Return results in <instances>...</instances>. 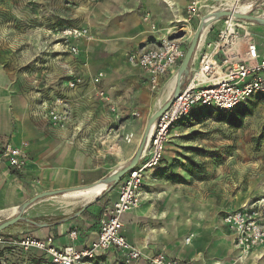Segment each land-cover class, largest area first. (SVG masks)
I'll use <instances>...</instances> for the list:
<instances>
[{"label":"rangeland","instance_id":"1","mask_svg":"<svg viewBox=\"0 0 264 264\" xmlns=\"http://www.w3.org/2000/svg\"><path fill=\"white\" fill-rule=\"evenodd\" d=\"M256 6L249 16L262 18L264 0L258 1ZM123 13L122 8L107 0H0V63L8 59L6 63L10 62V65L16 61L23 65L14 73L20 85L22 81L26 83V89L19 91H33L30 82L36 73L34 65L39 64L38 58H34L35 50L46 31L71 27L87 30L89 37L83 42L82 49L89 53L92 70L99 71L96 76L101 74V79H107L103 89L108 94L104 93L108 98L104 103L109 107L104 104L102 107L98 98L93 102L94 106L88 107L96 110L99 119L96 117L94 123L100 124V129L89 138L90 145L82 154L104 170V178L117 166L131 161L150 117L161 108L157 103L168 82L158 92H151L142 79L117 72V65H125L124 57L116 64L110 63L111 58L102 44L98 48L94 44L107 36L109 30L113 32L116 28V34L119 33L121 19L117 17ZM106 15L112 17L108 23L104 20ZM115 16L119 23L111 22ZM251 24L261 26L256 22ZM180 27L173 24L170 28L182 31ZM192 36L186 38V48ZM6 52L9 56L3 58ZM177 130L179 135L166 146L162 163L148 174L145 202L151 206V214L150 220L141 224L142 230L154 236V222L163 229L167 226L169 232L164 230L163 233L173 237L176 230L182 228L180 222L186 218L191 225H197L199 239L194 250L184 257L195 255L205 264H264V258L252 262L247 260L249 257L239 258L237 251L232 257L216 250V242L221 238L217 231L223 229L224 214L236 212L243 205L259 207L264 201V97L250 99L230 112L198 111ZM117 187L118 184L108 185L98 199L108 204ZM63 196L43 198L26 211H20L23 220L12 227L22 229V234H5L12 229L10 227L0 235L18 240L28 231L44 228L40 225L78 219L86 210L80 216L76 213L82 206L64 211L60 202ZM16 212L2 211L0 224ZM8 249L20 250L17 247L0 250V264H22ZM23 252L26 253V264H46L42 252Z\"/></svg>","mask_w":264,"mask_h":264},{"label":"crops","instance_id":"2","mask_svg":"<svg viewBox=\"0 0 264 264\" xmlns=\"http://www.w3.org/2000/svg\"><path fill=\"white\" fill-rule=\"evenodd\" d=\"M107 1L113 2L124 12L117 17L121 19L119 33L116 34V28L113 32L109 30L107 36L94 44L97 48L102 44L108 57L111 58L110 63L116 64L121 57H124L125 65H117V72L140 78L147 86L145 76L138 68L129 65L127 57L130 53L146 48L165 37L170 27L177 23L176 20L185 17L187 0ZM111 18L108 15L104 16L106 23L110 22ZM111 22L119 23V20H116L115 16ZM151 25L155 27V31L151 30ZM251 32L259 52L264 56V25L251 26ZM212 37L211 34L209 38ZM77 47L79 55L74 58L56 43L55 37L49 31H46L35 50L34 58H38L39 64L34 65L36 73L30 82L33 91L29 92L19 91L20 88L26 89V83L22 81L23 84L20 85V81L14 76L16 69L23 65L17 61L10 65V62L6 63L8 59L5 63H0V148L8 143L12 146L26 143L30 160L27 169L19 175H14L5 168L0 169V214L2 211H15L17 207L43 191L79 189L98 183L104 178V170L82 154V151L87 150L85 147L90 145L89 138L100 129V124L94 123L97 117L96 110L88 107L96 101V98L100 100L102 107L103 104L109 107L99 97L101 91L108 95L103 89L107 79L104 77L99 84H93L92 80L99 71L92 70L88 60L89 53L82 49L83 42L78 43ZM2 56L8 58L9 53L6 52ZM74 77H80L82 84L70 89L67 83ZM57 97L65 98L73 110L72 121L64 128L51 126L46 116L48 103ZM97 118L99 119V116ZM153 170L147 171L144 178L143 200L141 199L140 203L143 212L134 215L133 211H130L122 218L124 237L141 253V258L135 264H146L147 258L159 252L178 259L182 264H205L204 260L197 259L195 255L184 257L188 251L194 250L199 239L197 225H191L186 218L180 222L182 228H178L173 237L169 233H163L164 230L169 232L167 226L163 229L154 222L156 227L155 232L152 230L154 236L142 230L141 224L150 220L151 206L145 202L146 180ZM114 198L108 204L103 199L97 198L78 219L65 223L54 222L40 230L28 231V234H23L21 237L31 236L43 241L50 240V244L57 248L72 245L77 250L84 249L96 239L102 209L110 205ZM73 230L78 234L75 241H71L68 236ZM22 232H24L22 229L12 227L5 234L12 236ZM159 233L169 239L160 241L157 239ZM217 234L221 238L216 242V250L233 257L236 250L232 245V236L224 226L222 231H217ZM185 238H189L190 241L182 245L181 241ZM8 250L14 252L13 257L17 262L27 263L24 258L25 252ZM263 258L264 252L256 251L247 260L259 262ZM43 260L46 261L45 258ZM98 261L102 264L120 262L114 251L103 254Z\"/></svg>","mask_w":264,"mask_h":264},{"label":"built area","instance_id":"3","mask_svg":"<svg viewBox=\"0 0 264 264\" xmlns=\"http://www.w3.org/2000/svg\"><path fill=\"white\" fill-rule=\"evenodd\" d=\"M258 1L260 0H187L185 17L175 23L176 27L181 25L182 31L169 29L165 37L130 53L127 61L142 72L148 89L156 93L173 74H177L186 51V38L192 36L208 13L214 10V14L231 11L228 2H250L256 5ZM251 23L234 17L214 19L201 43L200 36L188 73L180 81L177 96L172 93L166 100L165 104L171 101L170 106L154 121L138 164L118 183L112 203L103 207L96 239L88 247L81 250L72 245L57 248L50 244V240L43 241L31 236L14 240L0 235V250L17 247L21 251H40L46 264H102L98 258L109 251H114L122 264H135L139 261L140 251L130 245L122 233V218L140 205L145 174L160 166L166 146L179 135L177 127L198 111L211 109L219 113L230 112L250 99L264 97V56L254 42ZM185 25L190 30L187 31ZM151 30H156L153 25ZM49 32L55 37L56 43L74 58L79 55L77 44L89 37L87 30L79 27ZM180 32L182 36H178ZM211 34L213 37L209 38ZM100 81L101 74L92 80L95 85ZM67 84L70 89H74L82 84V79L74 77ZM99 97L108 101L102 91L99 92ZM46 116L51 126L57 128H64L72 121L69 104L61 97L48 103ZM27 148L26 143L19 146L8 143L2 146L0 169L5 168L14 175L23 173L30 162ZM222 224L232 236V243L240 254L239 257L247 258L256 251L264 252V201L259 207L243 205L236 212L225 213ZM77 235L76 230L68 234L71 241H75ZM146 264L182 262L159 252L147 258Z\"/></svg>","mask_w":264,"mask_h":264},{"label":"water","instance_id":"4","mask_svg":"<svg viewBox=\"0 0 264 264\" xmlns=\"http://www.w3.org/2000/svg\"><path fill=\"white\" fill-rule=\"evenodd\" d=\"M225 17H234L235 19L246 20V21H250V22H256V23H259L261 25H264V19H262V18L252 17L249 15H240L237 13H233L232 11H220V12H217L214 14V19H216V20L221 19V18H225ZM204 27H205V22H204V20H201L198 27L196 28L192 38H191V40H190V43L188 44V47L186 48L184 57L180 63V66H179V69L177 72V75L179 78V81H178L179 83L173 91L174 96H177V94L179 92V89H180L179 84H180L181 79H183L188 73L189 64L191 62V59L193 57V54H194L197 46H198V42H199V39H200V36H201V33H202ZM170 104H171V101L167 102L163 107H161L158 111H156L150 117L148 123L149 124L152 122L154 123V121L170 106ZM146 143H147L146 133L144 132L142 135L141 142H140L134 156L132 157L131 161L126 166H124L121 169L117 170L116 172L110 174L108 177L104 178V181L107 185L120 183V181L126 175V173L131 171L138 164L139 158L141 156V153H142ZM65 193L66 192L64 190H56V191H46V192H42V193L35 195L34 197H32L31 199L26 201L23 205H21L19 207V211L17 213H15L14 215H12L11 218H9L7 221L0 224V232L7 230L8 228L17 224L19 221L23 220L22 214L19 213L20 211H22V212L26 211L30 206H32L34 203H36L37 201H39L43 198L63 196ZM97 198L98 197H96L92 201L83 205L79 209V211L76 213V216H80L81 213L84 210H86L91 203H93L95 200H97ZM27 222L34 224V222L29 221V220H27ZM40 226L46 227L49 225L45 224V225H40Z\"/></svg>","mask_w":264,"mask_h":264},{"label":"bare ground","instance_id":"5","mask_svg":"<svg viewBox=\"0 0 264 264\" xmlns=\"http://www.w3.org/2000/svg\"><path fill=\"white\" fill-rule=\"evenodd\" d=\"M228 3H229V7H230L231 11L233 13H237V14H240V15H249L253 11L254 7L256 6L255 4L250 3V2L249 3H244V4L243 3H234V2H228ZM215 11L216 10L208 13L207 16L205 17V21H204L205 22V27H204V29L202 31V34H201L200 43L203 41V38H204L205 34L207 33L209 27L213 23V20H214V15L213 14H214ZM262 19H264V14H262ZM251 25H253V24H251ZM178 81H179L178 75L177 74H173L172 77L168 80V82L165 85V87L163 88V91L161 93V96H160V99H159V101L157 103V106L162 107L161 104L163 103V101H166L167 99H169L172 96V93H173L174 89L176 88V86L179 83ZM152 127H153V122L150 123V124L148 123L146 125V127H145L144 132L146 133V139L147 140L149 139V137L151 135ZM125 165L126 164L124 163V164H121V165L117 166L115 168L114 172H116L117 170L121 169ZM107 187H108V185L105 183V181L101 180L98 183H95V184H93L91 186H87V187H83V188H80V189L68 191V193H66L61 198L62 200L60 202H61L62 206L65 209L64 211H67L68 209L73 208V207H81V206L85 205L86 203L92 201L96 197H99L104 191L107 190ZM18 210H19V208L17 207L15 209V212L16 211L18 212ZM142 212H143V206L139 205L135 210H133L132 213L134 215H140ZM184 234H186V233H184ZM157 236H158L157 239H159L160 241H166V240L169 239L167 236L163 237L162 233H159V235L157 234ZM192 238L193 237H191V239ZM189 241H190L189 238L188 239L185 238V239H183L181 241V244L182 243L183 244H187V243H189ZM241 260H242V258H241Z\"/></svg>","mask_w":264,"mask_h":264},{"label":"trees","instance_id":"6","mask_svg":"<svg viewBox=\"0 0 264 264\" xmlns=\"http://www.w3.org/2000/svg\"><path fill=\"white\" fill-rule=\"evenodd\" d=\"M239 108H240V107H238V108H236V109H239ZM236 109H235V110H236Z\"/></svg>","mask_w":264,"mask_h":264}]
</instances>
